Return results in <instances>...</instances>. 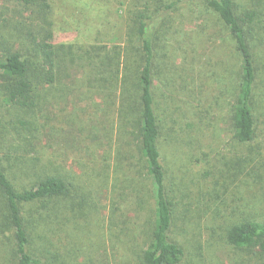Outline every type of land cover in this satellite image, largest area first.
I'll list each match as a JSON object with an SVG mask.
<instances>
[{"label": "trees", "instance_id": "trees-1", "mask_svg": "<svg viewBox=\"0 0 264 264\" xmlns=\"http://www.w3.org/2000/svg\"><path fill=\"white\" fill-rule=\"evenodd\" d=\"M15 1L20 10L5 28L0 47V254L4 256L0 264H79L83 252L73 248L74 229L69 226L87 222L97 211L95 196L109 188L111 166L109 161L103 170L96 164L81 165L88 171L80 176L64 166V153L47 151L44 137L58 129L44 111L68 100L75 88L91 94L94 110L75 111L68 116L67 125L62 124L80 130L86 125L88 111L91 120L101 115L108 124L117 123L118 163L108 191L117 195L122 191L119 197L131 192L138 207L145 210L144 183L152 185L151 230L138 264H181L185 248L176 237L175 224L200 203L191 201L190 175L178 163L171 165L164 144L177 153L188 146L189 153H185L193 165L209 157L194 155L190 133L199 127V121L186 124L187 128L180 123L178 97L188 98L187 104L192 106L189 99L195 97L192 86L196 80L192 85L185 80L177 86L175 79L181 69L175 71L170 61L181 50L179 42L171 43L170 16L185 1L133 0L135 33L129 34L130 45L123 55L99 45L56 44L51 0ZM202 1L233 42L239 62L234 73L231 130L239 143L249 144L258 130L255 99L263 73L259 43L264 42V0ZM185 61L188 68H194L195 57ZM74 72H82L84 78L74 79ZM98 96L103 98L102 105L95 102ZM114 136L104 130L100 148ZM76 143L74 139L73 147ZM74 149L86 155L85 149ZM135 151L139 154L136 162H128L135 174L120 179L119 168L135 159ZM252 161L247 157L218 159L213 164L218 181L214 188L248 186L251 173L246 170L251 172ZM113 201L117 203L116 195ZM258 217L250 213L233 220L226 230L227 242L264 256V219ZM110 220L112 228L118 226L116 213Z\"/></svg>", "mask_w": 264, "mask_h": 264}, {"label": "rangeland", "instance_id": "rangeland-1", "mask_svg": "<svg viewBox=\"0 0 264 264\" xmlns=\"http://www.w3.org/2000/svg\"><path fill=\"white\" fill-rule=\"evenodd\" d=\"M168 2V0H166ZM175 0H169V2ZM182 9L170 16V26L173 34L171 43H178L181 50L177 59L171 58L173 69L180 70L175 83L187 80L188 85L196 91L195 97L189 99L192 106L183 97H178L181 111L180 123H196L199 127L190 133L194 138L195 156L207 154V160L193 165L187 160L188 146L179 153L171 150L168 145L165 151L169 153L171 165L185 168L190 175L189 185L191 201L197 199L200 206H193V212L187 217H179L175 224L176 237L185 248V257L181 264H264V256L237 249L226 239V230L240 217L250 213L258 214L264 219V42H260L263 69L261 85L256 92V117L258 122L257 137L254 142L241 144L231 130V104L233 103V88L235 65L239 62L233 42L227 34L223 23L217 15L207 10L202 0H184ZM53 4V21L55 43L59 45L89 46L99 45L115 52L125 54L129 47V34L133 32V0H51ZM168 2V3H169ZM20 6L15 0H0V47L4 41L3 34L7 32ZM8 26V27H7ZM196 58L194 68H188L185 58ZM179 58V59H178ZM126 62V58H123ZM132 62V60H129ZM132 65V63H128ZM186 68L188 73L182 70ZM74 79L84 78L82 72H74ZM73 89V87H72ZM91 94L86 89L75 88L68 100L46 107L44 114L53 118L52 126L58 132L45 135L46 150L50 154L60 151L65 154L64 166L73 174L84 175L87 169L81 165L96 164L103 170L106 161L110 164L111 180L109 188L99 190L97 211L85 222L81 220L69 226L75 237L71 239L73 248L80 249L83 254L79 264H138V255L146 248V242L151 230L150 221L153 218V201L151 199L152 185L145 182L143 194L146 202L141 210L131 192L122 197L108 191L113 185V176L117 160V123L108 124L99 116L86 117V125L78 130L68 128V116L75 111L94 110ZM98 105L103 104V98H95ZM197 107V108H195ZM200 119V120H199ZM63 122L64 124H62ZM117 122V119H116ZM105 131L114 136L113 141L106 142L100 148V139ZM50 131V128L48 129ZM85 149V154H79L73 147ZM175 153V155L173 154ZM185 153V154H184ZM174 156H173V155ZM126 160L119 168L120 179L125 175H134L135 170L128 167V162H136L138 158ZM224 157V158H223ZM247 157L253 159L251 172L246 170L248 186L237 188L236 184L228 189H215L216 169L213 164L217 160L237 159ZM217 159V160H216ZM220 176V175H219ZM123 177V178H121ZM242 180H246L242 177ZM193 184H192V182ZM224 181L220 178V183ZM251 183V186H250ZM192 184V187H191ZM206 189V191H204ZM208 189V190H207ZM142 190V188H141ZM217 192H219V196ZM202 193V194H201ZM206 194V195H203ZM116 195L117 203L113 201ZM140 206H142L140 204ZM116 210V211H115ZM182 212V210L180 209ZM116 213L117 227H111V216ZM183 215V214H182ZM187 230V232H185ZM70 240L67 241L69 243ZM3 255L0 254V262Z\"/></svg>", "mask_w": 264, "mask_h": 264}]
</instances>
